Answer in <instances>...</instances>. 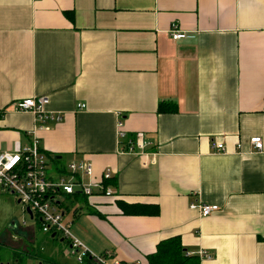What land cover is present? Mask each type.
<instances>
[{"label":"crops","instance_id":"0c3cea01","mask_svg":"<svg viewBox=\"0 0 264 264\" xmlns=\"http://www.w3.org/2000/svg\"><path fill=\"white\" fill-rule=\"evenodd\" d=\"M39 95L64 116L38 131L48 174L82 159L113 172L111 195L57 197L91 252L152 264L179 237L188 264H264V148L250 143L264 141V0H0V153L32 143L35 115L10 104ZM119 113L142 152L120 151ZM41 222L0 190V264H78Z\"/></svg>","mask_w":264,"mask_h":264},{"label":"built area","instance_id":"2783aa9c","mask_svg":"<svg viewBox=\"0 0 264 264\" xmlns=\"http://www.w3.org/2000/svg\"><path fill=\"white\" fill-rule=\"evenodd\" d=\"M170 33L175 40L187 36V33L179 28L177 22L171 24ZM49 103L48 95H39L15 100L10 104L16 111L32 112L38 124L32 130L34 138L31 144L22 146L17 142L13 151L0 153V190L13 193L26 210L30 208L38 215L41 218L44 232L68 240L71 252L78 262H84L85 257L90 255L98 264H108L105 256L94 254L84 242L75 236L72 231V221L66 220L64 212L58 207L57 197L61 193L74 194L77 191L91 196L103 190L111 195L116 191L105 185V181L112 176L113 172L107 169L101 176H98L93 164L87 159H82L69 163L67 172L59 173L57 178H52L48 174V157L40 147L38 131L47 129L51 121L61 122L64 119L61 113L48 109ZM78 107L84 109L87 106L86 103H79ZM117 132L121 152L138 150L142 152L149 144L145 132L142 131L137 132L135 138H128L127 144L124 143L128 135L121 113H119L117 122ZM250 143L256 150L264 148L261 136H252ZM212 145L217 151L226 150L225 144L221 141L214 140ZM190 208L198 210L203 216L220 210L218 204H207L200 200L192 202ZM202 254L210 257L205 251H202ZM112 264L122 263L116 260Z\"/></svg>","mask_w":264,"mask_h":264},{"label":"trees","instance_id":"16d2710c","mask_svg":"<svg viewBox=\"0 0 264 264\" xmlns=\"http://www.w3.org/2000/svg\"><path fill=\"white\" fill-rule=\"evenodd\" d=\"M172 103L160 102V112L174 111ZM192 256L187 253L179 237H173L161 242L157 250L149 254L148 258L152 264H188ZM85 264H98L95 258L88 255L84 259Z\"/></svg>","mask_w":264,"mask_h":264},{"label":"rangeland","instance_id":"374dc122","mask_svg":"<svg viewBox=\"0 0 264 264\" xmlns=\"http://www.w3.org/2000/svg\"><path fill=\"white\" fill-rule=\"evenodd\" d=\"M61 243H63V242H61ZM70 250H71V249H70ZM70 258H71V259H69V261H72V260H73L75 263L82 264V263H80V262L77 261V258H76L75 255L70 256ZM72 258H73V259H72Z\"/></svg>","mask_w":264,"mask_h":264},{"label":"water","instance_id":"95a60500","mask_svg":"<svg viewBox=\"0 0 264 264\" xmlns=\"http://www.w3.org/2000/svg\"><path fill=\"white\" fill-rule=\"evenodd\" d=\"M27 211H28L29 213H32V210H31L30 208H28ZM53 235L55 236V234H53ZM62 240H64V238H62Z\"/></svg>","mask_w":264,"mask_h":264}]
</instances>
